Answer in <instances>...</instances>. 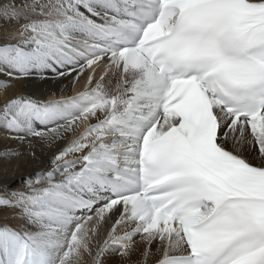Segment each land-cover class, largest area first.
Returning a JSON list of instances; mask_svg holds the SVG:
<instances>
[{
    "label": "snow or ice",
    "instance_id": "6c2138e0",
    "mask_svg": "<svg viewBox=\"0 0 264 264\" xmlns=\"http://www.w3.org/2000/svg\"><path fill=\"white\" fill-rule=\"evenodd\" d=\"M0 21V163L34 169L0 183V264H264V0H0Z\"/></svg>",
    "mask_w": 264,
    "mask_h": 264
},
{
    "label": "bare ground",
    "instance_id": "6f19581e",
    "mask_svg": "<svg viewBox=\"0 0 264 264\" xmlns=\"http://www.w3.org/2000/svg\"><path fill=\"white\" fill-rule=\"evenodd\" d=\"M5 25V24H4ZM7 27V26H6ZM14 28V25H9L8 30H12ZM1 35V34H0ZM23 81L18 82L16 87L9 90L8 95L13 94H19L23 91H25L23 87ZM84 81L81 80L78 84L75 85V87L71 86L70 81L66 80L64 81V84L66 85V90L63 93L64 95H75L77 91H80L83 87ZM48 91L43 94L42 98L49 99L52 98V94L55 92L57 95H59V87L56 85H48ZM4 96L0 95V103H3ZM5 141L3 140V135L0 133V147L4 145ZM34 169L31 166L25 167V161L19 160V161H12L9 163H0V183H8L12 187L19 188L22 187V185L19 182V176L18 174H26L27 172H31ZM8 213L0 210V221L3 220V217L7 215Z\"/></svg>",
    "mask_w": 264,
    "mask_h": 264
},
{
    "label": "rangeland",
    "instance_id": "374dc122",
    "mask_svg": "<svg viewBox=\"0 0 264 264\" xmlns=\"http://www.w3.org/2000/svg\"><path fill=\"white\" fill-rule=\"evenodd\" d=\"M7 26V27H6ZM9 25H4V22L3 21H0V34L2 35L3 34V29L6 27L8 28Z\"/></svg>",
    "mask_w": 264,
    "mask_h": 264
}]
</instances>
